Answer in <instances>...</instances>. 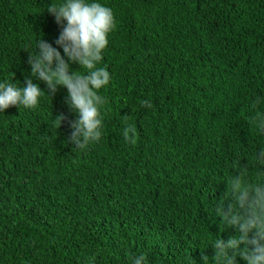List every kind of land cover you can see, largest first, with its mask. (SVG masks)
I'll use <instances>...</instances> for the list:
<instances>
[{"label": "trees", "instance_id": "1", "mask_svg": "<svg viewBox=\"0 0 264 264\" xmlns=\"http://www.w3.org/2000/svg\"><path fill=\"white\" fill-rule=\"evenodd\" d=\"M63 2L0 0V82L25 86L41 37L64 55L47 11ZM95 2L116 20L98 65L111 76L102 138L67 142V89L52 95L35 77L38 104L0 112V264H131L141 253L147 264H214L215 239L236 235L215 212L226 179L239 164L264 181V134L250 123L264 113V0Z\"/></svg>", "mask_w": 264, "mask_h": 264}, {"label": "clouds", "instance_id": "2", "mask_svg": "<svg viewBox=\"0 0 264 264\" xmlns=\"http://www.w3.org/2000/svg\"><path fill=\"white\" fill-rule=\"evenodd\" d=\"M47 11L61 27L55 44L63 49L64 55L39 38L35 50L28 52L32 78L25 77V86H17L11 81L0 82V112L10 106L34 108L38 104L39 98L46 93L33 82V77L43 81L52 95L58 87H64L68 93L65 103L76 113V119L69 121L72 131L67 142L84 149L91 142L100 141L103 135L101 109L107 100L99 95V90L109 84L111 76L106 66L98 65L109 43L108 35L116 28L115 14L110 7L95 0H64L60 4H50ZM71 64H79L87 72L78 74L71 69ZM260 102L261 98L257 97L254 107ZM141 106L152 107V104L143 101ZM56 117L60 127L66 117L62 114ZM130 119V116H124L123 136L127 142L135 144L137 128L128 123ZM250 123L264 134V113L256 112ZM257 159L264 165V149L258 152ZM237 167V174L226 179L227 189L215 209L223 231L232 228L236 235L227 241L219 237L215 239L212 260L214 264H237L239 256L246 264H264V181H250L247 166L237 164ZM225 201L231 202L225 205ZM202 259L208 264V256L204 255ZM94 260L95 256L91 257L89 264ZM130 260L131 264H147V254L132 256Z\"/></svg>", "mask_w": 264, "mask_h": 264}]
</instances>
